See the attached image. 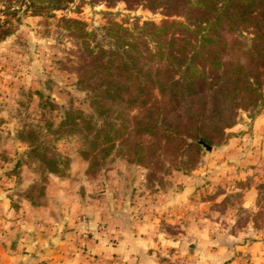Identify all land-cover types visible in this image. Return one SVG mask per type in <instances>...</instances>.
Segmentation results:
<instances>
[{
	"label": "rangeland",
	"instance_id": "obj_1",
	"mask_svg": "<svg viewBox=\"0 0 264 264\" xmlns=\"http://www.w3.org/2000/svg\"><path fill=\"white\" fill-rule=\"evenodd\" d=\"M54 15L79 19L98 34L107 19L126 26L162 19L140 7L128 10L122 2L107 7L89 0H72ZM72 42L53 20L23 14L0 41V169L13 200L41 204L45 188L63 181L50 195L59 198L70 188L67 198L85 204L89 217L101 220L122 210L123 218L148 219L154 234L146 229L140 239L149 246L147 264H264V106L252 113L238 110L222 140L209 152L202 148L191 170L181 165L183 157L174 161L180 168L163 171L152 166L154 158L146 159L148 153L143 159L148 167L135 163L126 146L147 148V138L124 146L117 141L108 156L93 155L84 134L58 130L70 107L85 117L91 112L74 87ZM37 144L46 158L59 160L57 175L28 154ZM175 201L185 223L167 220Z\"/></svg>",
	"mask_w": 264,
	"mask_h": 264
},
{
	"label": "trees",
	"instance_id": "obj_2",
	"mask_svg": "<svg viewBox=\"0 0 264 264\" xmlns=\"http://www.w3.org/2000/svg\"><path fill=\"white\" fill-rule=\"evenodd\" d=\"M71 1L0 0V41L20 14L51 19L72 39L74 87L91 112L70 107L58 130L84 134L90 154L105 157L117 141L147 138V148L126 146L135 163L148 167V153L163 171L183 157L191 170L202 151L197 141L219 143L238 110L264 106V0H89L162 15L130 26L107 19L99 34L79 19L55 18ZM28 154L58 174L59 160L46 158L41 144Z\"/></svg>",
	"mask_w": 264,
	"mask_h": 264
},
{
	"label": "crops",
	"instance_id": "obj_3",
	"mask_svg": "<svg viewBox=\"0 0 264 264\" xmlns=\"http://www.w3.org/2000/svg\"><path fill=\"white\" fill-rule=\"evenodd\" d=\"M9 182L0 169V264H147L149 261V254L144 255L149 246L140 242L146 229L154 234L148 219L123 218L122 210L114 215L105 210L102 213L108 215L101 220L89 217L84 214L85 204L67 198L70 188L63 189L59 198L50 195L55 190L58 192L63 181L56 186L48 185L41 204L31 205L26 200H13ZM174 205L167 208V220L181 224L185 221L182 205L177 201ZM145 256L149 258L145 260Z\"/></svg>",
	"mask_w": 264,
	"mask_h": 264
},
{
	"label": "water",
	"instance_id": "obj_4",
	"mask_svg": "<svg viewBox=\"0 0 264 264\" xmlns=\"http://www.w3.org/2000/svg\"><path fill=\"white\" fill-rule=\"evenodd\" d=\"M197 144L200 145L205 152H209L211 150V148L205 144H203L201 141H197Z\"/></svg>",
	"mask_w": 264,
	"mask_h": 264
}]
</instances>
